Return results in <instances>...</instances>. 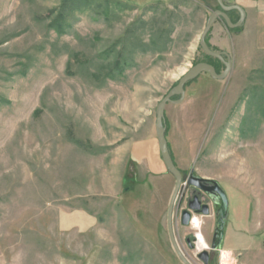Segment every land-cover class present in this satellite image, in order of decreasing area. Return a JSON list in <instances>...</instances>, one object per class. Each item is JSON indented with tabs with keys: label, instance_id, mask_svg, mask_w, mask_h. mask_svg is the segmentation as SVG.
I'll use <instances>...</instances> for the list:
<instances>
[{
	"label": "rangeland",
	"instance_id": "obj_1",
	"mask_svg": "<svg viewBox=\"0 0 264 264\" xmlns=\"http://www.w3.org/2000/svg\"><path fill=\"white\" fill-rule=\"evenodd\" d=\"M215 10L216 0H0V264H182L167 230L175 179L137 167L163 164L156 108L206 63L199 38ZM253 16L233 30L215 22L207 43L228 54L231 71L186 84L164 126L178 170L223 189L226 224L249 200L262 236L264 15ZM175 216L183 256L203 264L207 251L221 264L223 242L210 250L216 209L193 215L198 227ZM199 232L208 248L197 251Z\"/></svg>",
	"mask_w": 264,
	"mask_h": 264
},
{
	"label": "water",
	"instance_id": "obj_2",
	"mask_svg": "<svg viewBox=\"0 0 264 264\" xmlns=\"http://www.w3.org/2000/svg\"><path fill=\"white\" fill-rule=\"evenodd\" d=\"M216 2L218 5V10L211 12V14L208 16L205 27L199 38V47L206 56L220 61L225 67L224 72L221 74H217L212 66L204 63L197 64L182 77V79L179 81L175 89H173L169 94H167L163 98V100L158 104L155 113L156 115L155 131H156V138L158 142L159 152L167 172L175 179V188L172 193L167 210V230L172 248L175 254L177 255V257L179 258V260L182 262V264H191L179 250L173 232V210L182 187V182L186 181L188 185L200 189L201 191L207 194L215 195L220 200V206L216 211V217H215L216 226H215L212 242L210 245V250L212 252L220 251L221 244L224 238L227 214H228L227 197L218 183H216L215 181H208L195 176L187 177L185 175H182L180 170H178V168L175 166L171 158V155L169 153V149L165 137V126H164V110L166 105L167 104L178 105L183 102L185 97L186 84L192 82L199 75L203 73H207L210 76V78L213 80H217V81L223 80L229 75L231 71L232 66L228 54L223 52L212 51L208 47L206 40L212 26L217 20H222L228 29L233 30L243 25L245 21V13L243 9L237 5L227 6L223 2V0H216ZM231 12H236L239 15V19L236 23L231 22V19L228 15ZM224 58H226V61L224 60ZM174 96H178L179 100L172 101V98ZM203 183H210L211 186L205 187L202 185ZM190 209L195 211V213H199L198 212L199 209L193 207L192 204L190 205ZM200 213L203 216H208L209 215L208 207L203 206ZM190 222L191 221H190L189 213L183 212L181 225L183 227H188L190 225ZM197 259L201 261L203 264H209V253L207 251H202L200 254L197 255Z\"/></svg>",
	"mask_w": 264,
	"mask_h": 264
},
{
	"label": "crops",
	"instance_id": "obj_3",
	"mask_svg": "<svg viewBox=\"0 0 264 264\" xmlns=\"http://www.w3.org/2000/svg\"><path fill=\"white\" fill-rule=\"evenodd\" d=\"M126 4L133 5L135 7H145L154 3H166L171 0H120ZM258 1V0H257ZM223 2L227 5H237L240 6L246 14L245 24L251 22L249 19V15L254 17L253 15H264V5H259L258 2H254L251 0H223ZM233 15V14H231ZM232 17V16H231ZM230 17V19H231ZM215 30V23L211 28V34ZM210 34V35H211ZM156 149V148H155ZM156 153L158 155L157 149ZM155 166H158L157 169L153 168H138V171H141V174L145 176V174L149 173L151 170L153 172L163 174L164 173V165L158 160L155 163ZM176 166V165H175ZM250 203H252V199H250ZM249 200L246 202L244 207V212L242 218H240L237 225H234L233 222L227 223L225 227V233L223 238L222 247L226 248L227 253H224L221 258V264H264V232L262 236L259 233V229L256 228L255 222L253 221L255 218L256 212L253 216L250 215V206ZM261 205L262 202H261ZM261 210V209H259ZM262 214V210L260 211ZM253 218V219H251ZM84 219V218H83ZM88 219L85 218L84 222L80 221L79 226L77 227H85L87 226ZM264 228V224H262ZM261 238V240L259 239ZM231 262V263H230Z\"/></svg>",
	"mask_w": 264,
	"mask_h": 264
},
{
	"label": "flooded vegetation",
	"instance_id": "obj_4",
	"mask_svg": "<svg viewBox=\"0 0 264 264\" xmlns=\"http://www.w3.org/2000/svg\"><path fill=\"white\" fill-rule=\"evenodd\" d=\"M232 13H236V12L229 13L228 14L229 17H231ZM238 19H239V15H238ZM211 59H212V61L206 62L205 64L212 66L214 68L215 72L219 71L220 67L225 70L224 65L220 61L213 59V58H211ZM224 60L226 61V58H224ZM217 74H219V73H217ZM182 175H185L187 177H191V176L197 177L193 172H190L187 175L182 173ZM208 181H212V180H208ZM182 185H184V188L182 190L181 195L180 196L178 195L179 199L176 200V203H175L176 205L174 206V210H173V214H174V212L176 213V216H175L176 220L177 221L179 220L180 224H181L183 212L189 213L190 221H191V218L193 217V215H201L200 212H201L203 206L208 207L209 213H210V209H216V211H217V209L220 206V200L217 196L212 195V194H207V193L201 191L200 189L194 188V187L188 185L186 181L185 182L183 181ZM202 185L205 187L211 186L210 183H203ZM191 204L193 207H196L197 209H199V211H198L199 213H195V211L190 209ZM184 242L188 248H191V249L194 248V241H193L192 237H190V236L185 237ZM210 262H211V254L209 253V264H210Z\"/></svg>",
	"mask_w": 264,
	"mask_h": 264
},
{
	"label": "bare ground",
	"instance_id": "obj_5",
	"mask_svg": "<svg viewBox=\"0 0 264 264\" xmlns=\"http://www.w3.org/2000/svg\"><path fill=\"white\" fill-rule=\"evenodd\" d=\"M192 224H193L194 226L198 227L196 221L193 220V221H192ZM195 239H196V244H195V246H196V250H197V251H198V250H204V249H207V248H208V245H207V243H206V241H205L203 235H202L200 232L196 234Z\"/></svg>",
	"mask_w": 264,
	"mask_h": 264
},
{
	"label": "trees",
	"instance_id": "obj_6",
	"mask_svg": "<svg viewBox=\"0 0 264 264\" xmlns=\"http://www.w3.org/2000/svg\"><path fill=\"white\" fill-rule=\"evenodd\" d=\"M231 22L232 23H235L234 22V20L231 18ZM50 25H52L51 27H53L54 28V26H53V24H50ZM226 26V25H225ZM58 33H60V32H58ZM206 42H207V40H206ZM207 45H208V43H207ZM209 47V46H208ZM210 48V47H209ZM211 49V48H210ZM212 50V49H211ZM213 51V50H212ZM209 61H212V59L211 58H209L208 56L206 57V62H209ZM217 73H218V71H216Z\"/></svg>",
	"mask_w": 264,
	"mask_h": 264
},
{
	"label": "built area",
	"instance_id": "obj_7",
	"mask_svg": "<svg viewBox=\"0 0 264 264\" xmlns=\"http://www.w3.org/2000/svg\"><path fill=\"white\" fill-rule=\"evenodd\" d=\"M192 221H193V218L191 219V223H192Z\"/></svg>",
	"mask_w": 264,
	"mask_h": 264
}]
</instances>
